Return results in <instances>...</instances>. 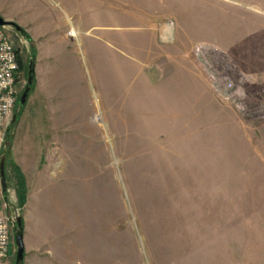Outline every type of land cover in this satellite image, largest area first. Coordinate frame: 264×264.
I'll return each mask as SVG.
<instances>
[{
	"label": "rangeland",
	"instance_id": "1",
	"mask_svg": "<svg viewBox=\"0 0 264 264\" xmlns=\"http://www.w3.org/2000/svg\"><path fill=\"white\" fill-rule=\"evenodd\" d=\"M8 15L24 264L49 220L64 264H264V0H0ZM56 197L88 218L48 215Z\"/></svg>",
	"mask_w": 264,
	"mask_h": 264
},
{
	"label": "built area",
	"instance_id": "2",
	"mask_svg": "<svg viewBox=\"0 0 264 264\" xmlns=\"http://www.w3.org/2000/svg\"><path fill=\"white\" fill-rule=\"evenodd\" d=\"M20 52L5 27L0 26V165L6 131L19 100ZM0 175V264H11L12 226Z\"/></svg>",
	"mask_w": 264,
	"mask_h": 264
},
{
	"label": "crops",
	"instance_id": "3",
	"mask_svg": "<svg viewBox=\"0 0 264 264\" xmlns=\"http://www.w3.org/2000/svg\"><path fill=\"white\" fill-rule=\"evenodd\" d=\"M18 15H14V16L8 15L6 17V20L10 21V22H14V21H16L15 19L18 18V22H19L20 17ZM24 17L25 16L21 17L20 20L22 21V19ZM14 23H16V22H14ZM33 23H35V22H33ZM86 62H85V65H86ZM72 63H73V65H76L79 70L83 69V68H80V64L77 63L75 58H74ZM35 73H36V68H35ZM77 84L81 85L82 82H81V84H80V82H78ZM86 86H87V84H86ZM46 201L43 202V205L46 208H49V207L54 208L53 209L54 211H52V212H49V210H47L48 215L56 216L57 219H59L62 216L61 215L62 212H59L58 209H66V212H63L62 214L67 215V217L70 218L71 220L78 219L79 217H83V216L88 218L87 216H85L84 211L88 212L90 203H84V205H79L76 201H68V200L67 201H59L58 197L55 198V201H52L53 205H50ZM62 205H65V206H62ZM90 208H92V206H90ZM43 209H44V207H43ZM55 209H56V211H55ZM89 215H90V218L96 216L93 212L89 213ZM45 220H46V218H45ZM40 221H42V220H40ZM47 222L51 227H53L55 225L54 220H49ZM47 222L44 221L43 223H40L36 233L32 232V230H31V233H32L31 236H32L33 242H31L32 243L31 244V251L29 253V256H27V258L29 257V260L27 261V259H26L25 264H64L60 258L57 259L58 258L57 256H56V258L54 257V255L52 256V251L55 247V243L53 242V240H56V239L59 240L61 238V235L58 238H56L54 236L53 237L52 236L47 237L46 230L43 227L44 226L43 224L45 223V225H47ZM61 241L62 240L60 239V244H62ZM25 247H26V243H25ZM44 250H46L47 253H45ZM11 251H13V248ZM50 256H52V257H50ZM75 263L79 264L78 262H75Z\"/></svg>",
	"mask_w": 264,
	"mask_h": 264
},
{
	"label": "water",
	"instance_id": "4",
	"mask_svg": "<svg viewBox=\"0 0 264 264\" xmlns=\"http://www.w3.org/2000/svg\"><path fill=\"white\" fill-rule=\"evenodd\" d=\"M0 26L1 27H7V26H12L14 28H16V30L18 31H23L22 28L17 25L14 22H10L7 21L6 19H4L2 16H0ZM35 66H34V62L31 61L30 63V70H29V78H28V85L25 88L21 98H20V102L19 105L21 108H23L30 96L31 93V89H32V84L34 81V77H35ZM17 119V115L13 116V120H12V124L15 123ZM6 144H9L8 142ZM8 147V145H7ZM6 147V148H7ZM6 160H7V155L3 154L1 157V165H0V175H1V180H2V185H3V193L7 194L8 192V179H7V172H6ZM9 207V205L7 206V208ZM11 222L13 223H17L18 225V231L16 234V247H17V255H16V264H24V260H25V240H24V230H23V225H22V216H20L17 212H15V214L13 215L12 218H10Z\"/></svg>",
	"mask_w": 264,
	"mask_h": 264
},
{
	"label": "trees",
	"instance_id": "5",
	"mask_svg": "<svg viewBox=\"0 0 264 264\" xmlns=\"http://www.w3.org/2000/svg\"><path fill=\"white\" fill-rule=\"evenodd\" d=\"M19 61H20V60H19ZM20 68H21V65H20ZM19 102H20V101H19ZM9 131H10V128H9ZM9 131H8V132H9ZM22 225H24V224H23V220H22Z\"/></svg>",
	"mask_w": 264,
	"mask_h": 264
}]
</instances>
